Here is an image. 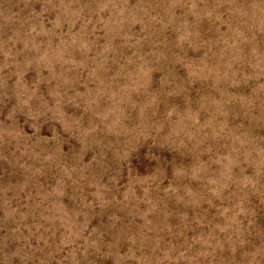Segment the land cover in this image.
Returning a JSON list of instances; mask_svg holds the SVG:
<instances>
[{
  "label": "rangeland",
  "instance_id": "374dc122",
  "mask_svg": "<svg viewBox=\"0 0 264 264\" xmlns=\"http://www.w3.org/2000/svg\"><path fill=\"white\" fill-rule=\"evenodd\" d=\"M0 264H264V0H0Z\"/></svg>",
  "mask_w": 264,
  "mask_h": 264
}]
</instances>
